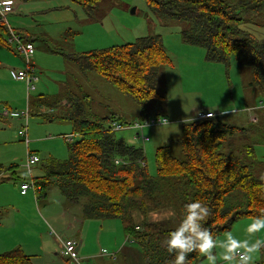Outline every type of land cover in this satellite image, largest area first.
<instances>
[{"label": "trees", "instance_id": "1", "mask_svg": "<svg viewBox=\"0 0 264 264\" xmlns=\"http://www.w3.org/2000/svg\"><path fill=\"white\" fill-rule=\"evenodd\" d=\"M72 1L89 9L99 0ZM145 3L159 18L182 22V41L204 49L209 62L229 68L233 59L237 69L248 68L250 87L264 93V42L243 28L247 21L254 23L253 19L254 24L264 27V0ZM5 33L0 23V44L9 46ZM63 57L80 72L99 75L139 106L144 111L139 120L148 116L145 105L159 97L155 86L160 69L171 64L160 35ZM44 98L52 112L38 115L53 120L54 110L61 111L78 139L68 142L66 159L47 158L43 177L32 178L36 197L45 195L48 184H55L68 203L81 205L84 218L118 220L124 235L140 249L142 264H172L173 256L166 252L163 241L174 228L161 221L136 223V211L147 213L172 207L181 219L184 205L199 199L213 210L206 227L216 236L228 232L240 219L264 214V159L257 157L250 143L236 148L230 143L236 135L252 136L257 120L236 125L217 115L183 122L179 136L156 147V172L151 175L143 148L129 144L111 127L112 123L130 122L115 114L101 116L92 112L90 97L82 90L67 88L51 102H46L48 96ZM33 105L35 114L39 107ZM37 105L44 106L43 102ZM172 143L178 148L177 155L171 150ZM117 158L122 162L115 163ZM2 172L0 165V176ZM200 257L190 254L187 264ZM0 264L31 262L28 255L15 248L0 253ZM256 264H264V255Z\"/></svg>", "mask_w": 264, "mask_h": 264}, {"label": "rangeland", "instance_id": "2", "mask_svg": "<svg viewBox=\"0 0 264 264\" xmlns=\"http://www.w3.org/2000/svg\"><path fill=\"white\" fill-rule=\"evenodd\" d=\"M91 7L83 8L72 0H15L13 11L6 15L9 29L16 32L27 31L33 40L35 50L31 60L38 79L35 82L36 89L29 93L27 99L24 81L15 80L9 75L10 70L25 69L26 64L12 51L13 47L0 44V109L11 112L7 118L0 115V165L3 167L5 183H15L18 186L21 181L30 182L32 176L43 177L47 158L66 159L68 142L78 139L77 135L72 134L70 122L62 118L61 111L54 110L53 120H44L41 115L34 114L33 104L40 108L37 104L43 102L48 107V103L44 104V97L48 96L46 102H51L67 88L73 91L82 90L90 97L92 112L101 116L115 114L118 119L132 123L139 120L144 113L99 75L80 72L74 63L63 58L64 54L131 43L148 35L161 36L171 64L160 69L155 86L159 97L149 101L145 105V111L166 117L168 123L145 127L143 133L149 138L145 143L135 138L133 129L116 130V134H123L129 144L143 148L147 169L151 175L156 172L155 148L167 144L169 138L173 140L179 136L181 124L191 120L198 111L211 110L228 122L232 116L227 112L229 109L234 108L240 114L247 113L244 104L261 106L258 98L255 101L252 99L259 91L256 88L253 91L250 89L251 72L248 68L237 69L233 59L230 60L229 68L221 63L209 62L205 59L204 49L182 41V22L159 18L148 8L145 0H99ZM252 22L255 23L256 20L253 19ZM254 23L247 21L243 28L260 42H264V27ZM177 93L181 97L176 96ZM261 99L264 102V98ZM193 100L196 107L190 110L194 106ZM27 104L29 119L26 145L18 134L24 120L16 113L24 111ZM256 120L257 118L251 121ZM68 135L72 137L70 140ZM255 142L249 134L243 137L236 135L230 140L234 148L250 143L254 146L257 157L264 159V145ZM171 150L175 155L178 154V148L173 143ZM27 152L36 154L39 158V162L31 166L30 175L26 174L28 171L24 167ZM45 194H48L51 201L46 209H58L59 204L54 200L62 199L58 187L48 184ZM32 198L34 191L30 187L27 197H23L25 210L29 214L30 205L35 202ZM37 199L41 209L42 198L38 195ZM70 205L74 206L70 213L77 212L81 207L80 204ZM170 210L175 212L172 207L147 213L136 212L134 219L136 222L161 221L167 227L175 228L180 219L178 215L167 217ZM30 220L29 229L38 226ZM109 220L113 223L118 221L107 219ZM50 229L53 227H47V230L44 228V234L50 232ZM55 230L54 228L55 233L52 231L54 237L58 234ZM132 243L138 249L136 243ZM101 250L103 247L100 252Z\"/></svg>", "mask_w": 264, "mask_h": 264}, {"label": "crops", "instance_id": "3", "mask_svg": "<svg viewBox=\"0 0 264 264\" xmlns=\"http://www.w3.org/2000/svg\"><path fill=\"white\" fill-rule=\"evenodd\" d=\"M14 4L15 0H13V5ZM19 33H21L24 38L33 42L27 31L19 30ZM9 47L11 48V46ZM12 51L16 53L14 49ZM13 70L15 69L9 71L11 78H13ZM250 89L253 91L252 87H250ZM261 97L264 98V93L259 92L258 95H253L252 98L253 101L258 98V103L261 105L260 107L258 105L250 106L249 104H244L245 108L247 106L249 108V110L246 111L247 113L243 112L239 114V111L233 112L234 108L227 110V112L232 115L230 122L236 125L252 124L250 122L251 117L254 119L257 118V123H255L256 130L252 132V137L258 145H264V102ZM5 111L4 108L2 110L0 109V115L7 118L11 115V112L5 115ZM16 115L19 116V113H16ZM146 115L154 114L146 112ZM121 136L124 137L123 134ZM170 139L171 138H169L168 141ZM3 176L4 174L0 176V253L19 248L30 257L31 264H75L60 254L58 241L56 237L53 236L54 234L51 233L55 228L58 231V236L79 241L77 256L80 264H142L140 249L135 248L132 241L124 235L119 221H114L113 223L105 219L84 218L81 207L77 212L70 213L71 207L74 206H71L63 197L58 200L54 198L59 204L58 209L55 211L46 209L51 203L48 199V194L41 196L42 201L40 209L38 199L34 193V198L32 199L35 202L31 203V214H29L25 210L26 204L25 201H23V197H27L29 189H27L25 193H21L20 185L17 186L15 183L13 185L5 183L3 181ZM32 177L35 178L34 176ZM22 182L23 181H21L20 184ZM42 210H45V214H43ZM136 212L133 213V217ZM44 215H46L47 218H45ZM29 220L31 223H37L38 226L29 229L28 227L31 226ZM251 220L245 218L238 220L228 232L242 237L244 228ZM47 227H53V229H50V232H48L46 236L43 230L44 228L47 230ZM223 235H219L218 237H223ZM260 235L264 238V233ZM102 247L103 250L105 248V253H113L114 257L112 258L107 254H101L100 249ZM193 264H207V261L200 257V259Z\"/></svg>", "mask_w": 264, "mask_h": 264}, {"label": "clouds", "instance_id": "4", "mask_svg": "<svg viewBox=\"0 0 264 264\" xmlns=\"http://www.w3.org/2000/svg\"><path fill=\"white\" fill-rule=\"evenodd\" d=\"M176 96L181 97V94ZM193 103L190 110L196 107L194 100ZM26 174L30 175V171ZM212 213L209 205L199 199L184 205L179 223L163 241L166 252L173 256L172 264H187L190 254H198L207 264H256L264 255V238L260 235L264 233V214L246 225L242 237L232 232L218 237L206 227ZM175 215L171 210L166 214L167 217Z\"/></svg>", "mask_w": 264, "mask_h": 264}, {"label": "built area", "instance_id": "5", "mask_svg": "<svg viewBox=\"0 0 264 264\" xmlns=\"http://www.w3.org/2000/svg\"><path fill=\"white\" fill-rule=\"evenodd\" d=\"M13 6H14L13 0H0V23L5 26L7 31L6 43H8L9 46L13 47L14 51L22 58V60L26 64L25 69L13 70L12 76L15 80L24 81L26 85V93L28 99L29 93L36 89L35 82L38 79V77L35 74L34 65L31 60L34 54L35 47L33 42L29 40H25L18 32L8 28L6 22V15H8L13 10ZM246 110H249V108H246ZM42 112L50 113L52 112V109L41 106L36 113L40 114ZM209 112L212 113L211 116L208 115ZM233 112H237V110H233ZM4 114L7 115L8 112L5 111ZM19 114L23 118L24 122L21 129L18 131V134L23 138L24 143L27 145L28 143L27 125L29 119L28 104L26 109L24 111H21ZM217 115L218 113H213L212 111H198L194 119L199 120V119L212 118V117H216ZM251 120H254V118L251 117ZM166 121L168 122V119L164 116L148 115L141 120H137L128 124L112 123L111 127L113 130L133 129L135 130V134H134L135 138L139 139L142 143H145V141L148 140V137L143 133V129L145 127H154V126H159V125L161 126L167 124ZM71 138H72L71 135H68V140H70ZM37 162H39L38 156L36 154H31L27 152L24 167L28 172L30 171L31 166L35 165ZM114 162L120 163L122 162V160L117 158L114 160ZM30 187L33 189V191L36 188L34 186L32 177L30 178V182H22L20 184V192L25 193L26 190L29 189ZM51 233L53 232L51 231ZM55 237L60 247V254L67 260L74 262L75 264H80L77 256V248L79 245L78 241L74 239L62 238L57 235H55ZM101 254H107V253L101 250ZM107 255H109L112 258L114 257L113 253Z\"/></svg>", "mask_w": 264, "mask_h": 264}]
</instances>
